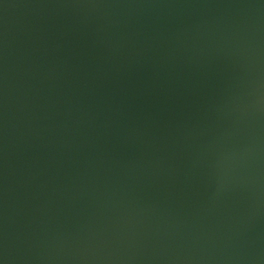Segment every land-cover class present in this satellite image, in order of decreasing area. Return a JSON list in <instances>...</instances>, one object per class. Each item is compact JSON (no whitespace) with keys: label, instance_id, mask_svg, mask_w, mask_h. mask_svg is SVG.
Segmentation results:
<instances>
[{"label":"water","instance_id":"water-1","mask_svg":"<svg viewBox=\"0 0 264 264\" xmlns=\"http://www.w3.org/2000/svg\"><path fill=\"white\" fill-rule=\"evenodd\" d=\"M0 264H264V0H0Z\"/></svg>","mask_w":264,"mask_h":264}]
</instances>
